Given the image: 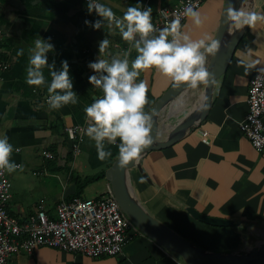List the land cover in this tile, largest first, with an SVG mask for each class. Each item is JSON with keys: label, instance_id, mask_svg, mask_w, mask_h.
I'll use <instances>...</instances> for the list:
<instances>
[{"label": "crops", "instance_id": "obj_1", "mask_svg": "<svg viewBox=\"0 0 264 264\" xmlns=\"http://www.w3.org/2000/svg\"><path fill=\"white\" fill-rule=\"evenodd\" d=\"M100 2L112 6L115 15L111 25L105 21L96 30L85 24V20L98 18L88 13L85 0H0V60L10 62L9 69H0V136L6 135L13 145L10 160L18 165L8 172L12 182L9 211L13 216L34 210L41 200L52 214L58 201L68 199L76 191L71 173L76 169H107L119 156V138L115 143L105 139V150L112 155L100 160L95 141L86 134L92 121L85 119L84 108L103 95L101 87L89 81L94 70L88 64L97 59L110 63L113 58H127L131 68V61L138 54L136 43L121 38L114 19L122 17L128 5L139 3L141 8L152 7L154 25L159 9L176 5L179 0ZM224 3L225 0H206L198 9L202 23L197 26L187 18L180 23L181 31L192 39L205 34L215 39ZM247 4L253 5L252 11L264 15V0H249ZM39 36L51 37L54 51L47 53L48 63L42 69L44 83L29 85L28 49ZM104 38H108L109 45L100 53L99 42ZM21 48L22 55L18 54ZM211 57L206 54L207 68ZM249 59L256 63L246 71L240 61ZM63 60L70 66L77 103L53 109L48 104L50 73L59 70ZM258 66L264 68V19L257 20L243 35L229 67L215 83L206 117L174 145L143 156L142 166L151 181L137 167L130 169L131 185L145 208L195 245L210 251L242 253L264 242V151L258 152L239 127L249 110L248 87ZM140 80L146 84L148 102L144 111L148 112L172 81L154 68L141 71L135 82ZM203 92L204 86L185 92L165 109L162 121L178 123L199 103ZM69 126H82L83 131L77 135L79 151L73 149L74 158L68 162V145L72 143L67 133ZM45 151L54 157L47 158ZM62 169L71 173L65 180L55 179ZM108 183L106 180L100 194ZM89 185L82 197L98 195L99 189ZM189 207L237 224H206L195 219L188 212ZM168 252L143 233L131 231L123 251L115 256L88 257L42 246L31 254L23 250L14 254L10 264H177Z\"/></svg>", "mask_w": 264, "mask_h": 264}, {"label": "clouds", "instance_id": "obj_2", "mask_svg": "<svg viewBox=\"0 0 264 264\" xmlns=\"http://www.w3.org/2000/svg\"><path fill=\"white\" fill-rule=\"evenodd\" d=\"M244 2V0H243ZM242 2V3H243ZM128 5L123 10V16L116 19L121 38L133 40L139 34L141 42H136L137 56L131 61L113 58L109 63L105 59L91 61L88 67L94 70L89 76L91 84L100 86L103 95L94 98V102L84 108L86 120L92 121L86 128V134L95 141L98 159L104 160L111 156L106 151L104 141L115 143L119 138V162L121 165L136 158L142 149L152 143L151 116L144 111L147 101V88L143 80L135 82L141 71L155 69L172 81V87L178 88L182 83L195 89L199 83H209L210 73L206 67V54H215L220 47V41L205 34L200 39H192L181 31L179 18L171 21L170 25L160 29L159 35L149 38L154 30L152 22V7ZM88 13L98 18L94 21L85 20V24L99 30L107 21L111 25L114 17L113 7L100 0H86ZM183 15L190 18L199 26L202 23L200 11L191 5L185 7ZM264 15L255 11H244L241 8L228 7L225 21L229 29L241 30L245 26H253ZM171 37V38H169ZM109 45L108 38L99 42V51L103 53ZM54 51L51 37L44 39L40 36L34 39L29 47L26 83L40 85L44 83L43 66L48 63L47 53ZM24 49L18 50L22 55ZM128 53L125 52V57ZM245 70L255 66L254 60H241ZM59 70L51 71V82L48 84V104L51 108H60L65 104L77 103V92L70 74L67 60L61 62ZM260 71H264L261 69ZM95 73H99L97 76ZM211 83H215L213 79ZM60 90V91H57ZM13 145L6 135L0 136V169L13 172L18 165L10 160Z\"/></svg>", "mask_w": 264, "mask_h": 264}, {"label": "built area", "instance_id": "obj_3", "mask_svg": "<svg viewBox=\"0 0 264 264\" xmlns=\"http://www.w3.org/2000/svg\"><path fill=\"white\" fill-rule=\"evenodd\" d=\"M205 1L179 0L176 5L159 9L150 38L159 35L160 29L177 18L183 23L188 18L183 15L186 6L191 5L198 10ZM1 34L0 31V38ZM137 41L142 43L139 34L130 43ZM9 67V61L0 60V69L7 70ZM261 69L264 68L258 66L250 79L249 110L239 123L241 132L258 152L264 151V71ZM81 131L82 126L67 128L76 153L79 151L77 135ZM45 156L49 159L54 157L50 151H45ZM11 191L8 171L0 169V264H10L12 256L22 250L31 254L42 246L74 251L88 257L115 256L123 251L131 231L142 233L123 211L110 183L98 197L62 199L52 214L47 210L45 201L41 200L34 210L20 217L13 216L9 211ZM168 254L177 264H186L178 253L169 251Z\"/></svg>", "mask_w": 264, "mask_h": 264}, {"label": "water", "instance_id": "obj_4", "mask_svg": "<svg viewBox=\"0 0 264 264\" xmlns=\"http://www.w3.org/2000/svg\"><path fill=\"white\" fill-rule=\"evenodd\" d=\"M248 1L225 0L219 27L215 36V39L220 41V47L214 55L212 54L210 65L207 68L210 73L209 83L198 84V86H204L203 96L199 103L178 123L172 125L163 122L162 116L165 109L191 89L187 87L186 83H182L178 88H173L170 85L147 112L151 116L152 122V130L150 133L152 143L145 146L136 158L128 161L126 164L121 165L118 156L110 167L106 169L105 179L111 184L123 211L144 235L153 239L158 244L163 245L168 251L178 253L186 264H264V242H259L242 253L210 251L195 245L188 238L182 236L167 224L154 217L139 201L131 185L130 169L137 167L142 176L148 181H151L142 166L143 156L152 150L165 149L174 145L206 117L213 100L215 83L226 72L243 35L248 29V26H245L241 30H236L235 28L229 29L225 21L226 9L228 7H234L236 9L242 7L243 9ZM213 79L215 80L214 84L211 83ZM187 210L195 219L212 226L229 227L237 224L231 219L202 213L195 207H189Z\"/></svg>", "mask_w": 264, "mask_h": 264}, {"label": "trees", "instance_id": "obj_5", "mask_svg": "<svg viewBox=\"0 0 264 264\" xmlns=\"http://www.w3.org/2000/svg\"><path fill=\"white\" fill-rule=\"evenodd\" d=\"M69 152H68V162L72 161L74 158V153H73V141L69 145ZM70 170V169H68ZM106 175V169L101 170L100 172L92 175H86V176H81V175H74L71 173V178L72 180L76 183V191L72 195L68 196L67 200H72L78 197H82V194L84 193L85 188L92 182L104 179Z\"/></svg>", "mask_w": 264, "mask_h": 264}, {"label": "rangeland", "instance_id": "obj_6", "mask_svg": "<svg viewBox=\"0 0 264 264\" xmlns=\"http://www.w3.org/2000/svg\"><path fill=\"white\" fill-rule=\"evenodd\" d=\"M247 8V4H245L243 10H245ZM79 156V154H78ZM42 170V169H41ZM59 170V169H58ZM99 170L101 169H76L74 171V175H81V176H85V175H91V174H94L96 173L97 171L99 172ZM59 172V171H58ZM61 173L57 174L56 176H54L55 179L57 178H60L62 180H65L66 177H68L67 175L69 173H65V169H62V171L60 170ZM64 172V173H63ZM41 177H45V175H41ZM39 178V177H38ZM100 181V180H99ZM105 183H106V179L105 180H101L100 182L96 181V182H92L89 186L91 187V189H99L98 190V195H95V197H98L102 194H100V192L102 191L101 188L105 187ZM89 189V188H88ZM89 198H93V197H89ZM155 217V216H154ZM158 219V218H157ZM159 220V219H158ZM179 232V231H178ZM216 252H221V251H216ZM222 253H225V252H222ZM227 253H233L232 251H228Z\"/></svg>", "mask_w": 264, "mask_h": 264}, {"label": "bare ground", "instance_id": "obj_7", "mask_svg": "<svg viewBox=\"0 0 264 264\" xmlns=\"http://www.w3.org/2000/svg\"><path fill=\"white\" fill-rule=\"evenodd\" d=\"M253 10V5H249V8H246L244 11H252Z\"/></svg>", "mask_w": 264, "mask_h": 264}]
</instances>
